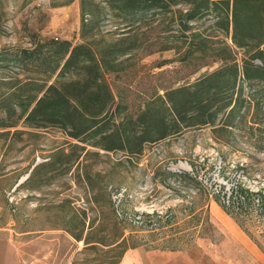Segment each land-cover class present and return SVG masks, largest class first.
I'll list each match as a JSON object with an SVG mask.
<instances>
[{"label":"rangeland","instance_id":"obj_1","mask_svg":"<svg viewBox=\"0 0 264 264\" xmlns=\"http://www.w3.org/2000/svg\"><path fill=\"white\" fill-rule=\"evenodd\" d=\"M93 2L103 9L99 24L104 34L127 29L129 21L105 1ZM188 7L173 5L157 20L143 22L145 41L165 49L140 58L122 75L131 104L219 67L218 62L197 70L214 57L180 60L173 13ZM216 22L209 15L192 24L233 47L240 63L251 57L254 49L235 48L231 33L211 28ZM81 25V0H0V50L30 47L34 37L79 44ZM8 71L0 68V73ZM243 85L245 97L255 93L257 101L232 126L217 120L215 127H182L138 156L75 150V141L57 130L0 129V260H5L0 262L19 251L22 264H118L129 248L187 250L196 245L244 248L247 257L248 235L217 202L226 203L238 184L264 191V83ZM110 186L124 190L110 192ZM137 217L145 221L138 223ZM249 228L260 239L259 225ZM250 261L247 257L246 264Z\"/></svg>","mask_w":264,"mask_h":264},{"label":"trees","instance_id":"obj_2","mask_svg":"<svg viewBox=\"0 0 264 264\" xmlns=\"http://www.w3.org/2000/svg\"><path fill=\"white\" fill-rule=\"evenodd\" d=\"M93 1L81 0L83 42L34 37L30 47L0 50V68H9L0 73V129L22 125L57 130L75 141V150L138 156L148 144L182 127H215L218 120L228 128L257 101L255 93L245 97L243 84L264 83V0H103L130 23L112 35L100 29L103 9ZM173 5H189L173 13L180 60L214 57L197 70L220 65L191 83L147 94L136 106L124 94L129 84L122 75L136 68L140 58L165 49L145 41L141 29L144 21L157 20ZM209 15L217 18L211 28L231 33L235 48L252 47L251 57L240 63L233 47L192 24ZM217 202L264 253V191L255 193L238 184L226 203ZM252 223L259 225L260 239L249 228Z\"/></svg>","mask_w":264,"mask_h":264},{"label":"crops","instance_id":"obj_3","mask_svg":"<svg viewBox=\"0 0 264 264\" xmlns=\"http://www.w3.org/2000/svg\"><path fill=\"white\" fill-rule=\"evenodd\" d=\"M248 241L252 244L249 245L250 253L247 257L251 263L248 264H264V253L249 238ZM240 249L234 247L231 251L230 247L209 245H196L187 250L134 247L123 253L118 264H246L245 249ZM21 257L19 251H13L9 253L7 262L0 264H22Z\"/></svg>","mask_w":264,"mask_h":264},{"label":"built area","instance_id":"obj_4","mask_svg":"<svg viewBox=\"0 0 264 264\" xmlns=\"http://www.w3.org/2000/svg\"><path fill=\"white\" fill-rule=\"evenodd\" d=\"M113 188H115L114 190H115V192H117V193H121L124 189L123 188H116V187H114V186H110L109 187V191L111 192V190L113 189ZM121 196H123V200L126 198V195H124L123 193H122V195ZM118 197V196H117ZM119 199V198H118ZM118 201H120V199L118 200ZM121 201H122V199H121ZM114 204V203H113ZM117 213H118V215L120 216V217H123L122 216V214L120 213V212H118L117 211ZM138 219V220H137ZM137 219H136V221L138 222V223H143L145 220H141V218L140 217H137Z\"/></svg>","mask_w":264,"mask_h":264}]
</instances>
